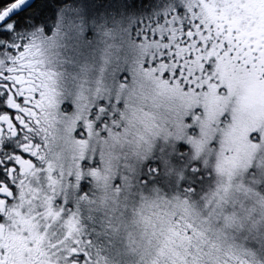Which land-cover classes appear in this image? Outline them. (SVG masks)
I'll return each mask as SVG.
<instances>
[{
  "label": "snow or ice",
  "instance_id": "6c2138e0",
  "mask_svg": "<svg viewBox=\"0 0 264 264\" xmlns=\"http://www.w3.org/2000/svg\"><path fill=\"white\" fill-rule=\"evenodd\" d=\"M200 8V4L186 8L169 0H9L6 4L0 0V172L7 176L6 181H0V204L23 201L25 176L38 179L40 173H46L44 217L46 221L50 217L52 223L61 222L64 229L61 239L49 241L56 251L46 264H99L90 254L93 241L88 238L99 235L98 227L89 232L94 217L82 211L93 201L89 189L103 166L97 150L89 148L93 134L100 141L111 139L121 149L128 145L137 150L132 155L124 152L122 166L127 171L110 178L117 197L125 191V179L134 175L126 196L134 211L150 193L157 195L159 207L167 204L164 227L153 223L146 229L151 244L159 247L163 242L176 252V257L171 261L165 258L164 264H264V221L253 226L254 215L244 219L247 201L264 197V166L257 163L264 151V131L248 133L247 143L255 151L243 165L216 136L201 139L209 123L221 130L235 125L237 108L229 110L219 102L242 105L244 89L218 70L217 61L223 57L240 65L234 34L229 41L225 38L227 28L216 32L201 19ZM98 30L108 35L119 32L114 40L158 45L155 50L149 48L153 55L145 56L139 64L148 78L143 103L130 102L134 97L129 89L135 81L129 73L116 78L120 94L98 95L87 116L81 118L77 98L56 90L57 77L62 74L50 67L57 57L47 44L52 41L59 48L70 36L72 51L84 55V49L92 44L89 37H96ZM179 49L184 53L178 54ZM255 55L253 50V62ZM66 62H71V56ZM193 62L198 63V70L192 68ZM252 66L247 64L244 70ZM260 78L264 79V72ZM168 90L174 95H167ZM161 103L184 109V134L171 150L161 147L165 142L157 134L161 124L154 109ZM50 108L68 123V136L77 149L75 171L70 169L67 176L61 171L59 179L53 178L55 170L46 158L50 132L43 117ZM205 152L207 157L202 160ZM14 174H18V182H13ZM237 175L239 185L247 189L246 199L230 198ZM221 176L225 184L217 183ZM173 201L188 213L175 211ZM140 214L144 215L143 211ZM45 227L51 223L46 222ZM250 236L253 243L236 247L238 237L247 241ZM5 255L6 250L0 252V264H5Z\"/></svg>",
  "mask_w": 264,
  "mask_h": 264
},
{
  "label": "rangeland",
  "instance_id": "374dc122",
  "mask_svg": "<svg viewBox=\"0 0 264 264\" xmlns=\"http://www.w3.org/2000/svg\"><path fill=\"white\" fill-rule=\"evenodd\" d=\"M199 4L201 5V11L205 14V16L210 18L212 22L218 26L221 25L222 19L226 17H237V20L242 19L243 24H246L250 21L252 17L251 13V1L250 0H210L209 4H205L203 1L199 0ZM215 7L221 8V14H216L214 11ZM232 27H234L237 23L235 21H231ZM119 37L120 33H112L111 35L105 34L98 30L97 36L92 37V44L88 45L84 51L86 54L77 55L72 49L74 47L73 40L70 36H66L65 39L61 41L62 46L60 48H56L55 46L48 44V48L54 49L53 55L58 56L59 51H65L67 53L65 64H70L73 74V82L72 84L76 85V92L84 93V88L79 87V83L81 82V78L84 76L85 70L87 69L88 62L91 60L97 61L100 60V63H103L107 72L111 71H123V73L134 75L137 78L141 77L139 65L137 61L140 59L139 49L143 47V45H135L127 42L126 40L116 39L114 40L112 37ZM157 43H152V47H157ZM71 56V62L68 63L66 61L69 60ZM239 56V55H237ZM60 58V63L63 64L62 58ZM93 60V61H94ZM136 61V62H134ZM134 62V63H133ZM131 64V68L128 67V64ZM107 66V67H106ZM83 67L85 69H83ZM96 71V70H95ZM92 70V73L95 72ZM94 75V74H93ZM145 78L146 75L143 74ZM103 77L107 81V85L105 90L109 95H118L119 90L117 86V81L111 80L114 77V73L109 76ZM134 79V78H133ZM148 79V78H147ZM230 80V79H228ZM241 78L239 76L234 75V79L230 80V82L237 83L241 85ZM137 84L138 81L134 79ZM101 83V82H100ZM100 83L96 84L95 87H98ZM133 84V85H134ZM132 86H130L129 93L132 92ZM102 87V85H101ZM243 87V86H242ZM145 88V85H144ZM244 89V97L248 98L251 107L260 106L264 108V79H261L260 76L255 75L247 84ZM101 93V91H95V93ZM102 93L105 92L102 90ZM147 92H144L146 95ZM203 101V97L200 98ZM223 103L222 107L229 108L232 107L237 108V112L235 113L237 116V120L235 125L230 128H226L221 130L218 126L213 124L212 135L216 136V138L223 144V146L227 149H230L237 158V161L243 156L246 159V156L249 157V154L255 151L248 143L245 144V151L242 152L237 148L236 139L241 138L242 140L247 137V129H249L247 114L246 112H251L253 110L247 107H241L235 104L234 101H220ZM170 105H164L163 108L167 110ZM246 111V112H244ZM127 118V116H126ZM255 128L251 131H264V112L261 114L259 118L255 121ZM211 124V123H209ZM206 125V128L210 131L211 134V125ZM96 139L93 148L100 153V147L102 146V151L105 156L106 168L108 169V185L105 184L103 188L96 187L92 191L93 202L102 203L104 206L109 208V212H121L118 215V221L121 223V229H119V233L114 232L112 235L116 237H123L124 240V248L118 254L109 252L104 255L100 264H149L153 257L166 254L164 258H167L169 261L173 260L176 257V252L169 246L160 243V246L157 247L155 244H151L149 241L151 237L146 234V229H143V223L145 221H149V224L159 223L161 228L164 227L165 215L168 212V206L165 204L163 208L158 206V197L155 193H150L146 199L139 205V207L134 211L131 202L126 200L128 185L131 182H134L135 176L129 175L122 187L125 189L124 193L117 197L116 193L110 186V178L112 175L117 172L123 174L127 170L122 166L124 164L123 154L124 152H128L129 155H132L135 151H137L134 147L125 145L123 149L119 146H114L111 139L107 141H100L99 138L94 137ZM206 138V137H205ZM162 142L167 143L168 139L163 138ZM148 145L145 146V148ZM59 150L55 153V159L50 164L51 167H65L72 168L75 167L74 161H71L73 156L70 155L71 145L66 141L65 136L60 138L58 143ZM141 152L143 149L140 150ZM65 153V155H60ZM207 157V154H206ZM203 160L204 158L201 157ZM132 160H129L128 163H132ZM244 163V162H243ZM242 163V164H243ZM257 163L264 166V151H261L260 155L257 157ZM137 166V165H136ZM138 168V166H137ZM240 177L236 179L233 183L236 185V190L230 193V198H236L239 196L241 199H246L247 189L241 187L238 183ZM218 184H225V178L223 176L217 178ZM107 189L104 193L103 190ZM211 195V193H210ZM159 203H163L162 201ZM172 208L175 211L182 212L184 214L188 213V209H186L183 205L177 204L176 202H172ZM246 213L244 215L245 221L249 220L250 217L254 215V219L252 220L253 226H255L256 222L264 221V197L261 198H253L247 201L246 204ZM141 211H143L144 215H141ZM148 224V225H149ZM119 225V224H118ZM166 231V230H165ZM167 238V237H166ZM253 243L252 237L250 236L247 241L243 237H238L235 241L236 247H242L245 244ZM128 251V253H125ZM165 260V259H164ZM163 260V261H164Z\"/></svg>",
  "mask_w": 264,
  "mask_h": 264
},
{
  "label": "flooded vegetation",
  "instance_id": "af4514ba",
  "mask_svg": "<svg viewBox=\"0 0 264 264\" xmlns=\"http://www.w3.org/2000/svg\"><path fill=\"white\" fill-rule=\"evenodd\" d=\"M196 4H199V0H195ZM205 4H209L210 0H201ZM251 1V13L252 17L250 21L243 24V20H237V17H226L220 22L221 25L218 26L212 22L208 17L210 25L215 27L216 32L222 31L224 28L229 30L228 35L225 37L229 41L233 40L234 34V46L235 53L239 55L240 65L237 66L233 59L228 57L219 58L217 61L218 70L223 71L226 79L233 80L234 75L239 76L241 80V86L246 87L248 82L255 77V75L260 76L261 72H264V0H250ZM214 11L216 14H221V8L215 7ZM204 14V13H203ZM205 15V14H204ZM231 21H235L237 24L232 27ZM253 50H255V59L253 62ZM247 64H252L253 66L245 71L244 68ZM57 73L62 75L57 77V83L55 85L58 92H63L65 95H72L77 98L80 93L76 92L73 82L72 69L65 67L61 64L58 68L55 64H51ZM199 67V65H198ZM70 82V83H69ZM102 85V87H101ZM107 82L103 81L98 87L94 84H89L87 92L86 109H83L80 105L78 113L81 118L87 116V110L91 107V104L96 96L95 91H101V94L106 98L108 96L105 87ZM102 90L105 94L102 93ZM55 99V97H52ZM247 102L248 106L251 104L248 98L243 99ZM220 106L223 103L219 102ZM258 106V105H256ZM86 110V111H85ZM85 111V112H83ZM44 124L48 127L50 132L49 137V149L47 152V160L50 164L55 159V153L59 150L58 143L60 138L65 136L66 141L71 145L70 155L73 156L71 161H74L77 149L74 147V142L68 136L67 128L68 123L61 117V114L55 109L50 108L47 113H45ZM92 136L91 144L89 146L90 150L96 141ZM98 138V137H97ZM65 155L62 153L60 155ZM100 156L103 160V166L101 169V174L98 180L93 183L89 191L92 193L93 189L96 187L103 188L105 184L108 185V169L106 168L105 156L102 151V146L100 147ZM27 168V165H25ZM55 171L52 173L54 179H59V173L63 171L64 176H67L68 171L71 169L75 171V167L65 168V167H52ZM107 177V179L105 178ZM18 174H14V181H19ZM7 176L0 172V181H6ZM11 183V182H10ZM48 183L46 173H40L38 179L33 178L30 175H26L24 178V183L21 184V188L25 191V199L21 201L17 199L13 204L3 205L0 204V212L4 213V218L0 219V252L6 250V255L2 257L5 264H46L48 256L55 252V249L49 247V241L55 242L63 236L64 229L61 227V222L56 223L51 222V218L48 217L47 221L44 217V193L47 189L44 187ZM30 185V186H29ZM109 186V185H108ZM33 189H39V192H34ZM107 189L103 190V193ZM35 196L36 199H29V197ZM109 207L104 206L102 203L89 202L82 209L84 215H91L94 217V223L88 225V231L91 232L94 227H98L99 235L89 236L92 239L93 245L89 249L90 254L93 256L94 261H100L104 255L109 252L118 254L124 248L123 237H116L112 235L114 232L119 233L121 229V223L118 221V215L121 212H109ZM67 212V209L65 210ZM39 213V215H37ZM47 223H51V227H45ZM143 229H147L149 221L142 222ZM119 224V225H118ZM125 253H128L126 251ZM62 255V253H58ZM166 254H161L153 257L149 264H155L157 260L164 264V257Z\"/></svg>",
  "mask_w": 264,
  "mask_h": 264
},
{
  "label": "trees",
  "instance_id": "16d2710c",
  "mask_svg": "<svg viewBox=\"0 0 264 264\" xmlns=\"http://www.w3.org/2000/svg\"><path fill=\"white\" fill-rule=\"evenodd\" d=\"M3 2L6 4L9 2V0H3ZM169 2L170 3H176V4H182L186 8H192L194 5H196L195 0H169ZM200 16H201V19L205 23L209 24L208 20L206 19L205 15L201 11V9H200ZM177 35H178V33H177ZM89 39H92V37H89ZM152 43L158 44V42H150V41L142 43L143 47L139 49L140 59H139V61H137L138 65L140 64L141 61H143L145 56L150 57L151 55H153V52L148 51L149 48L154 49V50L157 49V47H154V48L152 47ZM48 44L55 46V43L52 41H49ZM60 44L62 45L63 43L60 42ZM59 48L64 49V48H61V46ZM183 53H184V49L178 50V54H183ZM66 55H67V53L65 51L60 50L59 55L58 56L55 55L57 57V60L53 64H55L59 68L62 64V63H60V58H59V57H61L62 61H63V65H65V67L71 69L70 64L64 63V61L66 60V57H65ZM93 60L88 62L87 69L85 70L84 76L81 78V80H80L81 82L79 83V87L85 89L84 93H80V95L77 97L78 103L82 105L83 109H86L87 92H88L89 84H94L96 86V84H98L100 82H103V81L107 82L106 79L103 77V75L109 76L110 74L114 73V77L111 79L114 81H117L116 78H122V75H125L123 73V71L107 72V69L105 68L103 63H100V60H98V59H97V61H95V60L93 61ZM134 62H136V61H134ZM131 64L132 63L128 64L129 68H131ZM192 68L194 70H198V63L193 62ZM83 69H85V68L83 67ZM102 69H103V71H102ZM92 70H94V71L96 70V71L92 73ZM140 73H142L140 78H137L133 75V78L136 79L138 81V83L134 84L132 87L131 96L134 97V100L130 101V102H135L137 104L143 103L145 97L148 95V93H146V95H144V92H147L146 89L144 88L145 81L147 80V78H145L143 76L144 73L142 72V70H140ZM74 87H76V85H74ZM166 94L169 96L174 95V93H172L170 90L166 91ZM98 95H102V94L97 92L95 98H97ZM108 96H109V93H108ZM183 99L188 100L190 98H183ZM163 106H164V104L161 103L160 106H158L157 108L154 109V111L156 112L157 118L161 124L157 134L159 135L161 141L163 138L168 139V142L162 143L161 147L165 148L166 150H171L172 145L175 142V140L178 137L183 136V134H184V128H183L184 109H175L170 105V107L167 110H165L163 108ZM239 106L247 107V108L253 110L251 112L244 111L247 114L246 116H247V121H248V126H249V129H247V131H245V132L248 135V133H250L251 130L253 128H255L254 127L255 123L253 121H255L257 118H259L261 116V114L264 112V108H261L260 106L249 107L247 102H245V101H243L242 105H239ZM85 111H83V112H85ZM126 116L128 117V113H126ZM209 125H211V134L210 135H212L213 124H209ZM209 133H210V131L205 127V136L202 137L201 139H206L205 137H207L209 135ZM236 143H237V148L240 151L244 152L245 151V144H247L246 138H245V140L244 139L242 140L241 138H237ZM206 154L207 153L205 152L201 157L205 159ZM247 158H248V156H246V159ZM209 159H213V158H209ZM246 159H244L243 156H241L237 162L239 165H243L242 163L245 162ZM137 166H138V164H137ZM238 178H239V175H237L236 179H238Z\"/></svg>",
  "mask_w": 264,
  "mask_h": 264
}]
</instances>
